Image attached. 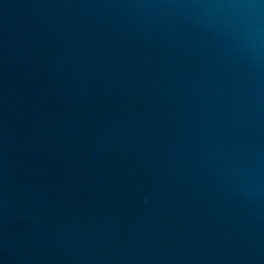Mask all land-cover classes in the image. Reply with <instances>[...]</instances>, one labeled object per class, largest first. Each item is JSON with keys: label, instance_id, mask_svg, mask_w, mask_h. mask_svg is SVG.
I'll list each match as a JSON object with an SVG mask.
<instances>
[{"label": "water", "instance_id": "95a60500", "mask_svg": "<svg viewBox=\"0 0 264 264\" xmlns=\"http://www.w3.org/2000/svg\"><path fill=\"white\" fill-rule=\"evenodd\" d=\"M0 264H264V29L0 0Z\"/></svg>", "mask_w": 264, "mask_h": 264}]
</instances>
